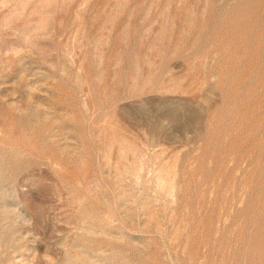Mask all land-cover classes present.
Instances as JSON below:
<instances>
[{"label": "rangeland", "instance_id": "obj_1", "mask_svg": "<svg viewBox=\"0 0 264 264\" xmlns=\"http://www.w3.org/2000/svg\"><path fill=\"white\" fill-rule=\"evenodd\" d=\"M0 264H264V0H0Z\"/></svg>", "mask_w": 264, "mask_h": 264}]
</instances>
